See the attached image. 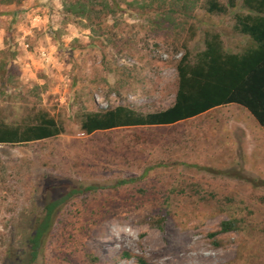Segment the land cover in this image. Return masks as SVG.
<instances>
[{"label": "rangeland", "instance_id": "374dc122", "mask_svg": "<svg viewBox=\"0 0 264 264\" xmlns=\"http://www.w3.org/2000/svg\"><path fill=\"white\" fill-rule=\"evenodd\" d=\"M205 1L169 29L122 6L98 36L65 18L62 0H35L27 12L0 7V120L21 126L45 112L63 129L0 144V264L27 211L86 187L95 189L65 204L36 264H136L138 257L264 264V131L246 110L229 105L171 126L81 130L87 113L122 106L143 116L170 107L183 44L191 61L209 33L228 53L251 45L236 29L235 16L246 13L241 0L225 14L208 13ZM231 220L235 230L218 233Z\"/></svg>", "mask_w": 264, "mask_h": 264}, {"label": "trees", "instance_id": "16d2710c", "mask_svg": "<svg viewBox=\"0 0 264 264\" xmlns=\"http://www.w3.org/2000/svg\"><path fill=\"white\" fill-rule=\"evenodd\" d=\"M27 0H0V7H19ZM200 0H62L65 18L82 21L91 33L99 35L107 19L122 10H135L153 15V23L160 28L180 27V19L193 17ZM245 14L236 15V29L251 40V45L239 53L224 51L220 36L206 34L204 49L190 60L186 46L176 65L177 88L174 101L167 109L139 115L118 106L101 113H87L81 130L87 135L127 127H162L175 125L218 107L235 105L246 110L264 131V0H241ZM237 0L220 4L206 0L205 10L210 14H225L236 7ZM124 6V9H122ZM6 71L5 61L0 73ZM33 123L12 126L0 120V144H21L54 138L63 133L62 127L45 112L37 113ZM122 184V182L120 183ZM94 187L72 189L62 197L47 201L41 208L34 207L25 213L16 226L14 241L7 247V264H36L50 235L58 214L65 204L82 192ZM166 216L154 226L162 230ZM234 221L222 222L218 233L235 230ZM124 254V258H129ZM136 264H149L136 258Z\"/></svg>", "mask_w": 264, "mask_h": 264}, {"label": "crops", "instance_id": "0c3cea01", "mask_svg": "<svg viewBox=\"0 0 264 264\" xmlns=\"http://www.w3.org/2000/svg\"><path fill=\"white\" fill-rule=\"evenodd\" d=\"M34 5H36L35 0H27L19 7L8 6V8H10V9L12 8V9H16V10H23V11L25 10L27 12V11H33V9L35 7ZM34 21H36V20H34Z\"/></svg>", "mask_w": 264, "mask_h": 264}, {"label": "built area", "instance_id": "2783aa9c", "mask_svg": "<svg viewBox=\"0 0 264 264\" xmlns=\"http://www.w3.org/2000/svg\"><path fill=\"white\" fill-rule=\"evenodd\" d=\"M39 19H40L39 17H35L33 20L37 21ZM20 44L23 46V48L25 50L29 49V45H28V43L25 42V40L22 39ZM38 55H39V58H42V59H44L46 57V53L44 51H42V49L38 50Z\"/></svg>", "mask_w": 264, "mask_h": 264}]
</instances>
